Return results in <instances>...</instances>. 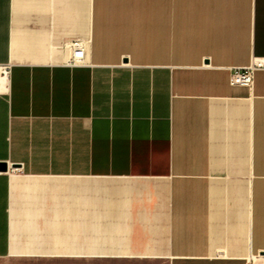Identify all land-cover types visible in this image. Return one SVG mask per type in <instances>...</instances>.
<instances>
[{"label":"crops","instance_id":"crops-1","mask_svg":"<svg viewBox=\"0 0 264 264\" xmlns=\"http://www.w3.org/2000/svg\"><path fill=\"white\" fill-rule=\"evenodd\" d=\"M256 59L264 0H0V258L264 256Z\"/></svg>","mask_w":264,"mask_h":264},{"label":"built area","instance_id":"built-area-1","mask_svg":"<svg viewBox=\"0 0 264 264\" xmlns=\"http://www.w3.org/2000/svg\"><path fill=\"white\" fill-rule=\"evenodd\" d=\"M83 42H74L69 46L70 56L66 62L69 67L81 66L84 63L85 51ZM264 70V59L254 60L246 68L233 70L230 78L232 86L252 88L254 85L255 74ZM11 73L10 64H0V87H5Z\"/></svg>","mask_w":264,"mask_h":264},{"label":"rangeland","instance_id":"rangeland-1","mask_svg":"<svg viewBox=\"0 0 264 264\" xmlns=\"http://www.w3.org/2000/svg\"><path fill=\"white\" fill-rule=\"evenodd\" d=\"M260 254L255 256L249 262L245 264H264V258ZM253 260V261H252ZM0 264H151L147 262H141L137 260L127 261H109L105 259H80L78 261H62V262H50V261H22L17 257H5L0 258ZM157 264H169V263H157Z\"/></svg>","mask_w":264,"mask_h":264},{"label":"water","instance_id":"water-1","mask_svg":"<svg viewBox=\"0 0 264 264\" xmlns=\"http://www.w3.org/2000/svg\"><path fill=\"white\" fill-rule=\"evenodd\" d=\"M0 170L6 171L7 170V165L6 164H1L0 165Z\"/></svg>","mask_w":264,"mask_h":264},{"label":"bare ground","instance_id":"bare-ground-1","mask_svg":"<svg viewBox=\"0 0 264 264\" xmlns=\"http://www.w3.org/2000/svg\"><path fill=\"white\" fill-rule=\"evenodd\" d=\"M262 258H264V256H263ZM252 261H253V260H252Z\"/></svg>","mask_w":264,"mask_h":264}]
</instances>
